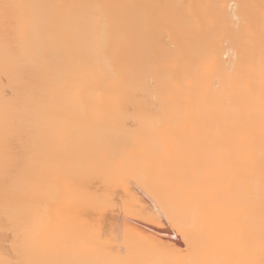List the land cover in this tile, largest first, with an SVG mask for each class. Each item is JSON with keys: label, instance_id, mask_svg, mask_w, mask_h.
<instances>
[{"label": "bare ground", "instance_id": "obj_1", "mask_svg": "<svg viewBox=\"0 0 264 264\" xmlns=\"http://www.w3.org/2000/svg\"><path fill=\"white\" fill-rule=\"evenodd\" d=\"M3 3L0 259L264 264V0Z\"/></svg>", "mask_w": 264, "mask_h": 264}, {"label": "snow or ice", "instance_id": "obj_2", "mask_svg": "<svg viewBox=\"0 0 264 264\" xmlns=\"http://www.w3.org/2000/svg\"><path fill=\"white\" fill-rule=\"evenodd\" d=\"M20 7L19 5H13L9 3H3L0 4V19L3 21V25L5 28V32L7 33L10 28L15 29L18 25L17 18L11 13V10L14 8ZM97 8H101L102 6L97 5L95 6ZM216 7H230L232 9H239V8H245L247 6L243 5H217ZM233 19L236 21V27L237 29H240L241 27V17L240 16H234ZM96 23L101 24V26L104 28L105 33H107L108 30V23L103 19V17L97 19ZM85 29L90 27L89 24H85ZM233 39L239 40L240 39V32L237 31L236 33L232 34ZM96 55L98 56H108L112 54V50L107 46V44H102L96 49ZM128 111H131V109H128ZM136 119L134 115H130L125 123V127L127 128H135L136 126ZM12 150L16 152L17 154V163L13 167H6L4 179L6 182L12 180L18 173L19 170V163L22 159L23 152H24V146L22 141L17 142L16 140H13L10 142ZM35 199H40L44 196V193L41 190H37L33 194ZM11 221L9 216L6 214L4 217V228H3V236H2V243L5 247V259H0V264H31V262L28 261H21V260H15V259H8L7 256L11 254L12 251L15 249H8L7 245L10 240L18 239V234L16 233V230L10 226ZM113 237H110L112 239V242L115 244H119V248H113L112 251L118 252L120 255H126L127 254V247L121 243V232L117 231L116 229H113ZM185 244L188 245L189 249L193 247L194 244V237L191 235H185ZM113 264H141V262L136 260H125V261H115ZM186 264H218V262L215 261H192L189 260L186 262Z\"/></svg>", "mask_w": 264, "mask_h": 264}]
</instances>
